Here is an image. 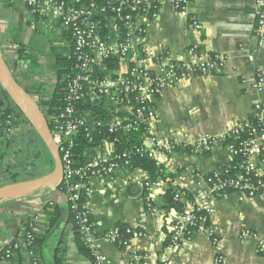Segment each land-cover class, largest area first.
Returning a JSON list of instances; mask_svg holds the SVG:
<instances>
[{
    "label": "crops",
    "instance_id": "1",
    "mask_svg": "<svg viewBox=\"0 0 264 264\" xmlns=\"http://www.w3.org/2000/svg\"><path fill=\"white\" fill-rule=\"evenodd\" d=\"M173 1L158 0L156 8L151 9L154 14L148 12L137 18L136 25H143L145 32L141 37L133 36L131 44L133 49L144 48L163 60L205 59L212 54L226 59L219 73L191 75L163 87L157 100V118L150 121L153 134L166 143L176 139L179 144L171 152L162 149L163 164L168 172L177 173L174 183L179 187L192 192L198 187L204 190L216 241L203 226L178 245H164L165 222L175 216L170 209L160 207L166 180L158 178L146 187V171L119 169L111 176L89 179L88 209L97 224L103 264H160L163 259L172 264H264V191L252 196L241 191L214 193L197 175L204 177L230 162L224 144L217 140L209 151L181 146L222 136L250 118L255 101H264V87H254L257 75H264V28L261 38L255 33L258 1L193 0L186 13L175 10ZM192 16L200 21V29L191 25ZM51 40L54 45L65 44L59 21L32 15L24 0H0L3 54L11 63L8 66L14 78L38 104L47 93L37 92L34 85L41 84L42 90L51 92L56 82ZM19 41L37 54L42 64L40 72H32L27 62L12 65V51ZM120 70L125 72L127 64ZM22 122L12 116L13 136L20 133ZM103 149L105 155L111 154L109 143ZM48 202L65 205L64 194L56 185L0 200V253L19 237L24 223L34 221L35 233L45 235L41 248L35 250L40 264H55L58 246L63 248L59 254L65 263L91 264V259L78 250L66 217L57 226H48L41 213ZM117 222L141 230L142 236L133 238L127 248L119 246L106 238ZM10 263L29 264V257L22 258L15 250Z\"/></svg>",
    "mask_w": 264,
    "mask_h": 264
},
{
    "label": "built area",
    "instance_id": "2",
    "mask_svg": "<svg viewBox=\"0 0 264 264\" xmlns=\"http://www.w3.org/2000/svg\"><path fill=\"white\" fill-rule=\"evenodd\" d=\"M77 0H24L32 15L52 18L73 32L72 40L65 37V50L75 55L74 70L63 78L68 77L67 90L64 93V104L58 112L47 117L53 137L59 147L63 164V177L68 186L69 193L64 195L69 201L70 208L77 210L79 231L86 245L91 249V264H103L104 255L97 242V224L91 217L88 209V200L91 194L89 179L93 176L113 175L122 169L117 159L123 158L124 163H129V151L114 153L115 143L107 138L100 144L90 146L93 136L103 126L112 131H139L142 130L141 143L135 146V152L146 153L156 162L163 163L162 149L173 151L179 146L176 139L166 143L163 139L153 134L150 130V121L157 118V100L165 86H171L180 80H185L191 75L219 73L225 67V57L212 54L205 59L190 60H163L144 48L132 47L133 36H142L145 32L143 25H136L137 18L148 12L154 14L152 7L156 8L158 0H109L118 2L109 7L114 15L108 18L109 31L106 39H101L99 21L95 16L99 11L105 12V6L96 8L95 3L89 5H75ZM193 0H174L173 8L186 13L188 4ZM259 9L255 27L256 35L261 38L264 28V1L257 0ZM124 10L129 11L122 20L125 27L124 35L120 36L116 26L117 15ZM116 12V13H115ZM191 25L200 29L201 24L196 16L191 17ZM116 59V67L109 69L108 60ZM15 61V60H14ZM12 59V65L15 62ZM8 65L9 62L7 60ZM122 64H127L125 72L118 71ZM103 72L101 78H92L95 68ZM257 89L264 87V75L259 73L254 83ZM86 96L94 100L100 98L104 112L102 117H97L92 108H83L78 102ZM251 115L254 121L248 119L235 124L222 136L205 137L192 144L181 145L183 148L202 149L209 151L215 141L224 142V138L231 135L233 140L239 139L237 144L233 140L224 142V146L231 155V160L237 153L243 154V159L238 163V172L234 175L224 173L220 167L226 169L230 162L218 167L213 172L201 177L214 193L222 195L231 191H241L249 196L264 191V101H255ZM8 126L1 129L0 137L7 138L14 133L12 116L6 120ZM246 132L247 136L240 138V133ZM83 134L88 141L92 152L83 149L81 156L85 163L79 164L75 160V135ZM111 146V154L105 155V144ZM86 148H88L86 146ZM256 156V157H254ZM78 163V164H77ZM225 169V170H226ZM154 181L147 177L145 186L153 185ZM193 200L186 202L183 210L170 208L174 217L165 222V233L169 243L178 245L183 239L191 235L189 226L205 227L216 241V228L210 223L209 208L204 200L205 192L198 187ZM84 197V202L79 206L78 198ZM38 216H34L37 220ZM206 222V224H203ZM34 221H29L30 231L26 233L25 240L29 243L33 238L36 226ZM125 233L126 236H122ZM139 229L127 226L120 231L116 226L107 239L112 240L121 247H129L133 238L142 236ZM264 253V249H261ZM29 264H40V258L33 249L27 251ZM13 252L6 249L0 255V264H11ZM160 264H172L168 259H163Z\"/></svg>",
    "mask_w": 264,
    "mask_h": 264
},
{
    "label": "trees",
    "instance_id": "3",
    "mask_svg": "<svg viewBox=\"0 0 264 264\" xmlns=\"http://www.w3.org/2000/svg\"><path fill=\"white\" fill-rule=\"evenodd\" d=\"M95 3V7L99 8L100 6H105V12L99 11L95 16L99 23L100 28V37L101 39H106L108 31H109V23L108 18L114 15V12L109 9V7L117 5L118 2L109 0H77L75 1V5H89V3ZM154 7H152L153 9ZM116 13V12H115ZM121 14L117 15L116 26L120 33V36L124 35L125 27L123 25L124 21L122 20V16L129 11L124 10L120 12ZM64 36L71 41L73 37V32L71 29L64 28ZM51 48L54 53L55 63L57 66V77L55 85L51 92L42 90L41 84L34 86L37 87V92L47 93L45 97L39 98V105L42 106V109L45 112L46 117L52 116L58 112L59 107H61L64 100V93L67 90L68 74H70L74 70L75 64V55L65 50V45H54L53 41H50ZM63 49H62V48ZM14 53L16 55L15 63L20 64L22 62H27L30 66V70L32 72H40L42 68V64L40 63L37 54L28 48L24 43L17 42L14 48ZM109 69H113L116 67V59L110 58L108 60ZM63 75H66L63 78ZM103 76V72L98 70L96 67L91 74V77L101 78ZM37 85V86H36ZM78 105L83 108H92L94 110V114L98 117H102L104 108L100 98H95L94 100L90 99L89 96H86L83 100L78 102ZM15 116L20 121L28 124L29 127H22L20 133L18 135H11L7 138L0 137V185L16 181L22 177H36L39 171L37 170V158L40 156L42 152L47 150L44 142L39 137L37 132L33 129V127L29 124L27 119L23 116L18 107L14 104V102L10 99L7 93L0 86V132L1 129H4L8 126L6 120L8 116ZM250 120L254 121L252 115H250ZM247 136L246 132L240 133V138H244ZM142 130L139 131H130V132H122V131H112L108 130V127L105 125L99 129L97 134L93 136V143L90 146H96L100 144L102 139L107 138L110 141H114L115 150L114 153H121L124 150L129 151V163H124L123 158L117 159L118 162L121 163L122 169H126L128 171L134 169H142L147 172L149 179L151 181H155L158 178L165 179L167 184L162 193L161 200L162 204L160 207L163 209L175 208L179 211L183 210L186 206V202L193 200L195 197V193L189 191L187 189L179 187L174 183V178L177 176V173L168 172L163 163L156 162L155 159L149 157L146 153L135 152V146L141 143ZM76 149H75V160L81 164L85 163L86 159L81 156L83 149L87 151V153L92 152L89 148L88 141L84 138L83 134H76L75 137ZM224 142H228L233 140L231 135H228L224 138ZM239 139L233 140L235 144ZM223 142V143H224ZM25 146L27 147L28 155L27 157H23L21 153L23 152ZM86 146L88 148H86ZM243 154L237 153L234 155L233 159L230 162V166L226 169L225 167H220V170L224 173H228L230 175H234L238 172V163L243 159ZM50 158L52 159L51 155ZM77 163V164H78ZM226 169V170H225ZM38 171V172H37ZM37 172V173H36ZM56 187L65 195L69 193L68 186L65 181H60ZM228 190L227 192H230ZM84 202V197L80 196L78 198V204ZM79 209V208H78ZM77 209V210H78ZM77 210L70 208L69 201H65V205L61 206L56 202H48L42 208V214L45 217V220L50 227L57 226L59 221L63 217H66V222L71 225V228L74 232L75 242L78 250L91 259V249L86 245L82 239L81 233L79 231ZM80 210V209H79ZM203 224H206L204 222ZM115 226L123 232L126 229L127 224L124 222H117ZM197 229V226H189V230L194 231ZM30 231L29 222L24 223L23 229L19 235V237L9 243L7 246L3 248L0 255L4 253L6 249L14 252L15 250L18 252L22 258L23 256H28L27 251L29 249H40L42 244L45 241L44 232L35 233L33 231V238L28 243L25 240L26 233ZM122 236H126L125 233ZM169 244V238L167 237L164 245ZM63 251V248L60 246L56 247L54 263L55 264H67L64 262L63 257L59 254V252Z\"/></svg>",
    "mask_w": 264,
    "mask_h": 264
},
{
    "label": "water",
    "instance_id": "4",
    "mask_svg": "<svg viewBox=\"0 0 264 264\" xmlns=\"http://www.w3.org/2000/svg\"><path fill=\"white\" fill-rule=\"evenodd\" d=\"M0 86L21 111L29 124L44 142L53 159V167L47 173L7 182L0 185V200L19 195L42 186L57 185L63 177V164L59 147L53 137L42 107L14 78L0 45Z\"/></svg>",
    "mask_w": 264,
    "mask_h": 264
},
{
    "label": "rangeland",
    "instance_id": "5",
    "mask_svg": "<svg viewBox=\"0 0 264 264\" xmlns=\"http://www.w3.org/2000/svg\"><path fill=\"white\" fill-rule=\"evenodd\" d=\"M12 54H13L12 55L13 58L12 57L11 58L14 61L16 59V55H15L14 51H12ZM14 65H17V62ZM19 124H20V126H23L24 128L29 127L28 124H26L25 122H22V123H19ZM21 155L23 157H27L28 155H30L28 153V150H27V147L26 146H25L23 152L21 153ZM37 161H38L37 162V170L39 171V173H37L38 171L36 172L37 173V176H40V175H43V174L47 173L53 167V159L50 158V153H49L48 150H45L44 152H42L40 154V156L37 158ZM26 178H31V177H22V178H20L18 180L26 179Z\"/></svg>",
    "mask_w": 264,
    "mask_h": 264
}]
</instances>
